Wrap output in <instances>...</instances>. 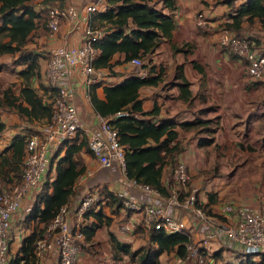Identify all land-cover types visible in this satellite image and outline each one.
Returning <instances> with one entry per match:
<instances>
[{
    "label": "crops",
    "instance_id": "obj_1",
    "mask_svg": "<svg viewBox=\"0 0 264 264\" xmlns=\"http://www.w3.org/2000/svg\"><path fill=\"white\" fill-rule=\"evenodd\" d=\"M42 1L34 0L35 6H38L35 9H39ZM62 1L63 6H74L84 10L85 6L94 0ZM100 2L91 20L100 32L101 38L103 28L94 17L107 8V3L106 0ZM230 13V8L215 5L213 0H177L173 11L176 26L171 39L163 42L150 58L140 59V66L136 67L127 62L113 66L111 71L103 69L105 78L92 89L98 99L104 100L103 87H112L132 76L145 78L160 72L157 85L143 86L138 90L141 114L137 117L150 119L154 125L162 120L171 121L176 139L170 142L169 146L179 145L181 151L169 159L165 158V163L161 166L160 181L162 185H166L175 165L184 164L193 187L199 190L198 203L212 224L226 220V216L216 212V202L222 199H226L225 202L231 205L247 204L264 212V83L248 81L241 61L226 48L218 45L221 30L225 24L232 22L229 18ZM198 14L205 20L204 27L197 25ZM40 29L43 32L33 38L36 42L30 41L26 49L39 56L40 77L31 79L30 85L44 106L45 103L50 104L52 97L39 88L40 83L46 86L45 78L44 81L41 79L45 72L42 73L41 62L46 55L42 51L48 53L60 45L77 46L80 44L81 35L80 32L70 31L68 21L62 22L59 31L53 37H49L46 27ZM173 46L179 47L181 51H174ZM4 56L12 57L0 55ZM118 58L119 55L115 56L114 60ZM14 66L22 67L15 72L17 75L24 68V65ZM152 67L153 70H150ZM68 84L75 91L74 104L80 121L87 127H93L97 123V114L92 107L89 90L83 77L75 72ZM23 87L27 86L20 76L18 79L10 78L0 83V124L3 125L0 129V191L10 189L20 180L26 144L24 141L23 144L16 141L15 137L26 135L24 137L26 142L31 135L40 133L48 117L43 110L36 114H21L17 111V105L30 109L24 98L19 97V90ZM206 139H212V142L199 145V141ZM62 155L63 151L59 155L57 151L54 159ZM161 155L164 153L161 152ZM78 159L85 166V170L75 180L73 194L66 203L71 209L87 192L97 193L100 197L101 192L116 195L120 191L139 201L160 200L158 197H147L133 191L126 177L116 167L100 168L90 151H81ZM55 167L56 160L52 162L45 175L48 174L50 180L55 177ZM245 169L252 174L249 180L238 176L241 173L245 174ZM232 173L234 178H227L229 181L226 182L225 176L230 177ZM39 189L28 193L22 199L18 211L12 215L10 240L12 255L18 253L22 240L30 233L29 229L22 227L21 220L29 213ZM246 189L254 190V193L251 195L232 193ZM159 196L163 195L159 193ZM114 207L111 206L109 199H104L90 210L96 212L101 208L102 213L111 220L108 224L103 223L89 239H85L83 230L95 221L94 215L90 212L88 217L84 214L78 219L74 212L69 214V222L78 223L83 233L76 264H119L120 262L114 260L111 250L113 238L120 243L129 244L131 249L138 242H142L143 239H138L133 232L122 233L119 230L120 220L128 213L126 211V214L122 208L114 213ZM169 213L177 215L172 209ZM190 222L188 219V223ZM206 231V228L195 230L190 236L191 240L202 243ZM206 247L204 249L207 253L206 264H264V256H244L238 252L235 244L222 236L209 239ZM174 255L162 254L159 257L160 264L165 256L171 259L175 257ZM28 264H57L56 254L49 252L46 259L39 262L36 260V263L30 260Z\"/></svg>",
    "mask_w": 264,
    "mask_h": 264
},
{
    "label": "trees",
    "instance_id": "obj_2",
    "mask_svg": "<svg viewBox=\"0 0 264 264\" xmlns=\"http://www.w3.org/2000/svg\"><path fill=\"white\" fill-rule=\"evenodd\" d=\"M62 2L43 0L37 10L34 0H0V55H11L14 65H24L18 75L23 78L27 87L19 90V97L24 98L30 109L17 105L16 109L21 114H36L43 110L48 115L47 120L50 117L51 103L43 106L41 98L30 85L31 79L40 77L39 56L26 49V46L34 33L43 32L40 28H45L48 8L53 5L63 6ZM106 3L107 8L94 17L103 28L102 37L94 43L97 50L95 68L111 71L113 66L132 59L150 58L163 42L171 39L176 26L173 11L177 0H106ZM213 3L230 8L229 18L232 22L225 24L224 28L234 32L236 36L243 37L240 33L246 25H255L264 30V0H213ZM90 24L96 29L92 20ZM255 40L258 42L259 39ZM172 48L176 52L181 51L179 47ZM117 55L119 58L114 60ZM159 76L160 72L145 78L132 76L112 87H103L104 100L98 99L92 92L101 83L88 86V94L95 113L108 119L117 129L119 143L124 149L126 178L146 184L165 196L169 186L162 185L160 181L161 166L166 157L169 159L181 151L179 145L169 146L176 139L174 126L169 120H162L154 125L150 119L137 117L141 114L138 90L143 86L157 85ZM39 88L48 92L51 97L54 95L52 90L41 83ZM124 110L129 112L128 116L112 118L117 112ZM2 127L0 124V129ZM24 137L16 136L15 140L26 144L27 139L25 142ZM211 142L212 139H206L199 141V145ZM57 151L58 155L63 151V155L54 159ZM81 151L89 152L87 138L81 133L64 141L55 151L48 168L56 160L55 177L50 180L47 174L43 179L29 213L21 221L30 233L22 240L18 253H11L9 264H28L30 260L36 263V242L44 237L59 208L69 201L75 180L85 170L78 159ZM161 152L164 153L163 156ZM99 194L101 199L97 206L102 200L109 199L111 206H115L114 213L122 208L117 195L110 192ZM90 212L95 221L83 230L85 239H89L103 223L108 224L111 220L102 213L101 208L96 212L89 210L84 216L88 217ZM133 233L144 240V246L131 249L129 244L120 243L113 238L111 250L114 260L120 262L128 257L135 264H160L159 257L162 254L183 256L185 245L189 242L188 237L182 233L166 234L163 230H155L153 226L139 225ZM238 252L247 257H260Z\"/></svg>",
    "mask_w": 264,
    "mask_h": 264
},
{
    "label": "built area",
    "instance_id": "obj_3",
    "mask_svg": "<svg viewBox=\"0 0 264 264\" xmlns=\"http://www.w3.org/2000/svg\"><path fill=\"white\" fill-rule=\"evenodd\" d=\"M100 1L94 0L84 10L58 5L47 10L45 27L49 37L59 31L62 22L68 21L70 31L80 32L81 41L77 46L60 45L48 52L44 77L46 86L54 92L50 102L51 113L40 133L27 139L20 182L8 190L0 191V264H9L11 259L9 246L12 215L18 211L22 199L28 193L40 188L52 156L64 141L74 138L77 133H83L87 138L88 150L94 155L100 168L116 167L126 177L124 149L119 143L117 129L97 113V123L93 127L83 125L74 104L75 91L68 84L75 72L83 77L87 87L98 84L105 78L103 69L94 67L97 55L94 43L100 38V32L90 24ZM197 25H205L201 14L197 15ZM217 42L241 61L248 81L264 82V37L257 42L251 36L238 37L234 32L223 28ZM130 63L136 67L141 65L139 59H132ZM128 115L129 112L124 110L117 112L113 118ZM127 181L136 193L158 197L160 200L154 202L149 199L144 202L124 192H117L122 209L128 213L120 220L119 230L122 233L134 232L137 226L143 225L153 226L155 230H163L166 234L186 235L189 242L185 245V253L183 256H175L173 264H206L207 253L204 249L207 248V241L220 236L235 244L237 250L244 254L264 256V212L247 204L224 203L216 205V212L226 216V220L210 223L198 203V189L188 187L190 177L184 164L178 163L172 169L165 196H159L157 190L146 184L129 179ZM99 201L97 193L87 192L72 209L68 204L61 206L44 237L36 242V260L42 261L49 252H54L57 264H76L83 233L78 223L69 222V214L74 212L80 219L87 211L97 207ZM170 209L176 211L177 215H171ZM188 219L191 220L190 223ZM202 228L207 230L202 243L191 240V234Z\"/></svg>",
    "mask_w": 264,
    "mask_h": 264
},
{
    "label": "rangeland",
    "instance_id": "obj_4",
    "mask_svg": "<svg viewBox=\"0 0 264 264\" xmlns=\"http://www.w3.org/2000/svg\"><path fill=\"white\" fill-rule=\"evenodd\" d=\"M54 6V5H53ZM245 28H244V30L240 33V36H244V35H246V36H251V37H253L254 39H259V38H263L264 37V30H261V29H259V27L258 26H248V25H246V26H244ZM35 35H37V33H35L34 34V36L32 37V39H31V41L33 42V43H35L36 42V39H34L33 40V38H35ZM42 53H46V55H44V57L42 58L43 59V61L41 62L42 64H41V70H42V73H43V71H45L44 69H45V65H46V61H47V58H48V53L47 52H45V51H42ZM13 58L12 57H10V56H4V57H0V83L1 82H4V81H6L7 79H10V78H12L13 80H15V79H18V75H17V73H15L17 70H19L20 68H22V67H20V66H18V67H16V66H14L12 63H13ZM143 62V61H142ZM147 61L145 60V63H146ZM144 63V62H143ZM44 78L45 77H41V79H42V81H44ZM264 83V82H263ZM261 84V83H260ZM44 85V84H43ZM45 85H46V81H45ZM233 170V169H232ZM245 174H243V173H241V174H239L238 176L242 179L243 177H246V180H249V178L251 177V175L252 174H250L249 172H248V169H245ZM234 174L232 173L231 175H230V177L229 176H225V178H226V182L227 181H229V180H227V178H234V176H233ZM206 176V175H205ZM208 178H209V176H208ZM209 179H211V178H209ZM245 179V178H244ZM250 182H252V181H250ZM245 184H246V181H245ZM251 185H255L256 186V184H254V183H250ZM188 187L189 188H192L193 187V185H192V181H191V179H190V182H189V184H188ZM199 191V190H198ZM241 192V194H249V195H251V194H253L254 193V190H249V189H246V190H239V191H233L232 193H236V194H239ZM227 193H229V192H227ZM226 201V199L224 200V199H222V201H217L216 203H217V205H221V204H224V203H227V202H225ZM22 225V224H21ZM22 227H23V225H22ZM138 239H140V237H138ZM142 240V239H141ZM143 243V244H142ZM142 245L144 246V241L142 240V242L140 241V242H138L137 243V245L136 246H134L133 247V249H136V248H138V247H142ZM81 246V245H80ZM81 248V247H80ZM261 257V256H260ZM124 260V261H123ZM122 260V262L120 261V263L119 264H135V263H133V262H131L130 260H129V258L128 257H125L124 259ZM173 261H174V257H172L171 259H169V258H166V256H165V258H163L162 259V262H161V264H173Z\"/></svg>",
    "mask_w": 264,
    "mask_h": 264
}]
</instances>
